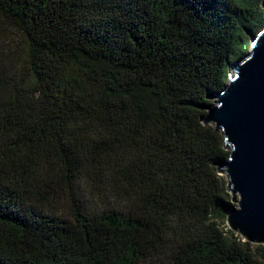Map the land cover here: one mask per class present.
Listing matches in <instances>:
<instances>
[{
    "label": "trees",
    "instance_id": "obj_1",
    "mask_svg": "<svg viewBox=\"0 0 264 264\" xmlns=\"http://www.w3.org/2000/svg\"><path fill=\"white\" fill-rule=\"evenodd\" d=\"M0 23V264H264L202 122L264 0H0Z\"/></svg>",
    "mask_w": 264,
    "mask_h": 264
},
{
    "label": "water",
    "instance_id": "obj_2",
    "mask_svg": "<svg viewBox=\"0 0 264 264\" xmlns=\"http://www.w3.org/2000/svg\"><path fill=\"white\" fill-rule=\"evenodd\" d=\"M250 40L202 122L222 135L229 150L228 159L218 164L229 193L238 195V206L227 210L229 229L264 245V25Z\"/></svg>",
    "mask_w": 264,
    "mask_h": 264
},
{
    "label": "rangeland",
    "instance_id": "obj_3",
    "mask_svg": "<svg viewBox=\"0 0 264 264\" xmlns=\"http://www.w3.org/2000/svg\"><path fill=\"white\" fill-rule=\"evenodd\" d=\"M0 27L2 29L5 28V24L0 23ZM6 35H8L7 30L2 32V38H4ZM0 36H1V34H0ZM15 38H16V42L18 43V50H21L20 48H21V46H23V42H22L21 38H19L18 36H16ZM9 54H10L9 51L6 48H3L1 45V42H0V63L4 62V61L7 62ZM219 174L222 176V178L225 180V182L228 183L227 175L220 173V172H219ZM228 193H229V191H228ZM229 195H230V203L237 207L238 206L237 205L238 195L234 196L235 199L233 198V196L230 193H229ZM224 222H225L224 225L229 229V227L227 225V221L225 220ZM241 238L244 241V238L242 236H241Z\"/></svg>",
    "mask_w": 264,
    "mask_h": 264
}]
</instances>
